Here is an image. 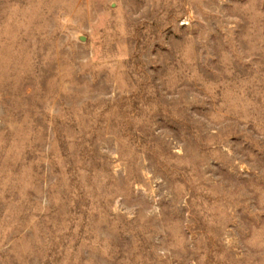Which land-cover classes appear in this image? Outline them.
I'll use <instances>...</instances> for the list:
<instances>
[{
    "label": "rangeland",
    "instance_id": "rangeland-1",
    "mask_svg": "<svg viewBox=\"0 0 264 264\" xmlns=\"http://www.w3.org/2000/svg\"><path fill=\"white\" fill-rule=\"evenodd\" d=\"M0 264H264V0H0Z\"/></svg>",
    "mask_w": 264,
    "mask_h": 264
}]
</instances>
